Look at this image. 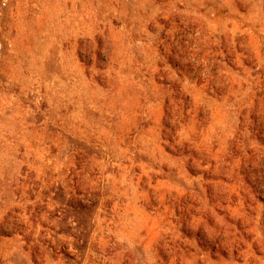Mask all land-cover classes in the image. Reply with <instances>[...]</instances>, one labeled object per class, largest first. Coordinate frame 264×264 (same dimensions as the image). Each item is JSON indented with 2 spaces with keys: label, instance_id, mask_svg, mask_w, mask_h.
<instances>
[{
  "label": "rangeland",
  "instance_id": "rangeland-1",
  "mask_svg": "<svg viewBox=\"0 0 264 264\" xmlns=\"http://www.w3.org/2000/svg\"><path fill=\"white\" fill-rule=\"evenodd\" d=\"M0 264H264V0H0Z\"/></svg>",
  "mask_w": 264,
  "mask_h": 264
},
{
  "label": "trees",
  "instance_id": "trees-1",
  "mask_svg": "<svg viewBox=\"0 0 264 264\" xmlns=\"http://www.w3.org/2000/svg\"><path fill=\"white\" fill-rule=\"evenodd\" d=\"M74 245H75V246H76V248H77V246H78V245H77V243H74Z\"/></svg>",
  "mask_w": 264,
  "mask_h": 264
}]
</instances>
